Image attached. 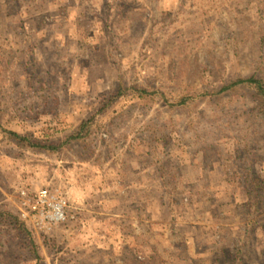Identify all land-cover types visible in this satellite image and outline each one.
<instances>
[{"label": "rangeland", "instance_id": "rangeland-1", "mask_svg": "<svg viewBox=\"0 0 264 264\" xmlns=\"http://www.w3.org/2000/svg\"><path fill=\"white\" fill-rule=\"evenodd\" d=\"M251 76L264 0H0V123L40 143L0 131V264H264V102L221 93Z\"/></svg>", "mask_w": 264, "mask_h": 264}, {"label": "built area", "instance_id": "built-area-1", "mask_svg": "<svg viewBox=\"0 0 264 264\" xmlns=\"http://www.w3.org/2000/svg\"><path fill=\"white\" fill-rule=\"evenodd\" d=\"M19 202V212L23 219H28L33 225L53 226L67 219L65 202L59 194L49 189L38 191H22Z\"/></svg>", "mask_w": 264, "mask_h": 264}, {"label": "trees", "instance_id": "trees-1", "mask_svg": "<svg viewBox=\"0 0 264 264\" xmlns=\"http://www.w3.org/2000/svg\"><path fill=\"white\" fill-rule=\"evenodd\" d=\"M240 87H246V88L253 89L254 91H256L257 96L264 102V82L263 80H261L260 78L256 76H251L249 78H240L236 81L230 82L229 84H226L225 86L222 87L221 93L236 90ZM138 93L140 96H142V98H143V95L147 96L148 94V92H146L145 90H140ZM184 101L185 100H182L180 104H183ZM0 131L4 133V135L7 136L9 139L16 142L17 144H25L29 147H34V148H39L40 146V143L34 144L30 138H25L21 136L20 134H17L9 130H5L2 127L1 123H0ZM42 147H45V146H42ZM47 148L49 149L50 147L48 146ZM27 243H28V251L31 257H33L37 261L38 264L43 263L42 262L43 259L41 258L34 241L29 240V242Z\"/></svg>", "mask_w": 264, "mask_h": 264}]
</instances>
